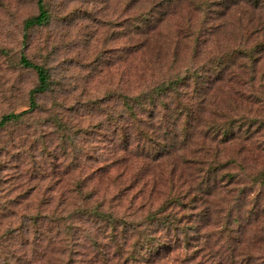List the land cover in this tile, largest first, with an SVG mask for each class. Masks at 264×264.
<instances>
[{
	"label": "rangeland",
	"instance_id": "rangeland-1",
	"mask_svg": "<svg viewBox=\"0 0 264 264\" xmlns=\"http://www.w3.org/2000/svg\"><path fill=\"white\" fill-rule=\"evenodd\" d=\"M44 5L0 0V264H264V0Z\"/></svg>",
	"mask_w": 264,
	"mask_h": 264
},
{
	"label": "trees",
	"instance_id": "trees-1",
	"mask_svg": "<svg viewBox=\"0 0 264 264\" xmlns=\"http://www.w3.org/2000/svg\"><path fill=\"white\" fill-rule=\"evenodd\" d=\"M37 9H38V14L36 16L28 18L24 22L25 29H30L34 27H43L46 26V24L49 22V15L47 9L45 8L44 0H37ZM146 19H147L146 17L143 18V20ZM19 62L22 66L26 68L34 69L35 73L37 74L38 85L33 90V92L34 93L44 92L48 86V78H49L48 71L42 66L32 64L31 62L27 61L24 57L21 58ZM14 119H17L16 115L5 116L0 124ZM177 201L178 200H175V202Z\"/></svg>",
	"mask_w": 264,
	"mask_h": 264
}]
</instances>
